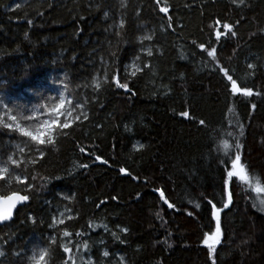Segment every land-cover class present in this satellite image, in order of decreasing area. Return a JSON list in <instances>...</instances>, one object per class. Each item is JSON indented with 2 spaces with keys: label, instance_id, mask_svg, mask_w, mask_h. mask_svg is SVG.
Masks as SVG:
<instances>
[{
  "label": "trees",
  "instance_id": "trees-1",
  "mask_svg": "<svg viewBox=\"0 0 264 264\" xmlns=\"http://www.w3.org/2000/svg\"><path fill=\"white\" fill-rule=\"evenodd\" d=\"M19 1L0 0V99L21 106L22 115L40 124H56L45 134L51 143L40 145L0 124V154H14L20 161L18 168L11 166L15 174H26L25 184H33L26 189L13 180L8 186L30 198L0 225V264H29L33 250L53 240L48 264H62L68 255L61 244L72 248L76 264H264V210L256 199L264 193L233 178L228 208L220 195L222 141L235 151L227 132L242 145V162L256 178L252 183L264 187V0H245L244 7L232 0H168L171 27H165L168 18L155 0H27L10 6ZM121 17L125 26L118 42L109 25ZM216 21H241L238 37H228ZM144 35L152 39L141 42ZM193 41L211 45L216 61ZM134 50L142 69L136 76ZM249 63L256 68L248 69ZM217 64L253 95L231 94ZM105 72L117 74L132 91L114 82L105 86ZM58 85L68 98V113L56 116ZM183 110L192 119L181 117ZM2 112L10 122L4 107ZM64 122L68 128L60 127ZM36 148L44 150L43 157ZM97 155L108 163H98ZM209 199L223 209L221 243L212 258L202 243L204 233L215 228L206 212ZM124 227L127 233L120 232Z\"/></svg>",
  "mask_w": 264,
  "mask_h": 264
},
{
  "label": "snow or ice",
  "instance_id": "snow-or-ice-1",
  "mask_svg": "<svg viewBox=\"0 0 264 264\" xmlns=\"http://www.w3.org/2000/svg\"><path fill=\"white\" fill-rule=\"evenodd\" d=\"M232 3L234 5H238L240 7L245 6V0H232ZM156 6H158V12L163 13L165 17L168 18L169 23L165 25V27H171L172 23L174 21L172 20V17L169 16V9L170 4L168 0H155ZM121 7H124L122 4ZM105 16H108V12H105ZM241 21H236L235 23H221L220 21H216V24H220L221 28L226 30L228 37H238V33L235 30ZM28 23L31 25L32 21L29 20ZM125 26V19L121 17L119 19V22L117 24L109 25V29L114 28L115 31L113 35L117 38L118 42L121 38V29H123ZM107 31V29H106ZM260 32L264 34V28L260 29ZM255 35V33H253ZM216 37L219 39L221 37V32H216ZM25 38L27 39V33L25 34ZM141 42L145 40H151L152 37L150 35H144L142 37H138ZM194 45H196V41L192 42ZM199 49L202 50V52H206L208 57H211L213 61H216L215 56V49L211 48V45L208 47L205 46L204 43H200L196 45ZM141 50L147 51V56H152V50L151 49H144L143 43L140 45ZM116 54L112 53L111 60L115 62ZM141 59L139 54L133 52V63L132 67L135 69L131 72L132 76H136L137 73L141 72L140 67H136L135 61ZM102 67L105 66V62L102 60ZM148 65L144 64L143 68H147ZM218 70L223 73L224 77L227 80L228 90L233 95L242 94L243 96L250 97L253 95V91L251 88L244 87L241 84L238 83L237 79L233 78V75L230 74L229 69L224 67H219L217 64ZM248 69H255L256 65L249 63L247 65ZM125 72L128 71V66H125ZM103 83L105 86L109 85L110 82H114L115 86L119 89H125L128 92H131L132 89L130 88L129 84L127 82H121L122 78H118L117 74H112L111 76L108 75L107 72L104 73L103 77ZM92 83L95 84L96 88L101 87L100 81L97 80L95 76L92 77ZM259 94V93H257ZM60 100L63 102L64 100V93H60ZM4 107V115L7 117V121L5 122L4 117L0 116V124L4 128L10 129L12 131L18 132L21 136L29 138L31 141L35 142L37 145L44 144L47 140L48 143H51V136L48 135L45 137L46 133H51L53 126L56 124L55 119L46 120L45 123L40 124L37 120L33 118V115H22V108L21 106H13L9 107L7 104L3 105ZM61 104L57 103L54 106V110L60 109ZM256 105L253 104L252 108L255 109ZM15 111V114L13 112ZM33 114H35V110H33ZM181 117L192 119L190 117L189 111L183 110L179 113ZM19 121L28 122L25 124H22ZM198 123L200 125H205L204 120H199ZM61 128H68L69 125L67 122H64L60 125ZM229 127H233V125H229ZM238 127L241 129L240 135H243V125H238ZM230 138H233L234 140V152H229L228 149L230 148V145L228 143V140H223L222 145L225 150L224 156L221 158V162L224 165L222 174H221V185H220V195L223 201V209H226L229 207V205L232 203V197L234 193V187L236 186L237 180H234L233 178H237L240 182H245L249 184V187L251 190L257 194L264 193V187H261L259 182L256 181L255 184L252 183L253 180L256 178L254 176L250 177L248 168L246 167V164L242 162V155L240 152V149L242 148L241 143L239 142L238 138H235L232 136L231 132L226 133ZM42 137H45L42 139ZM25 147H28L27 143L25 142ZM141 148H143V145H140ZM16 148L19 150L20 153H23L25 151L24 147H20L19 144L16 145ZM29 151H33L31 147H29ZM36 152H38L39 157L44 156V150L40 148L35 149ZM81 152L84 151V148L80 149ZM97 161H101L102 163L107 164V160H102L101 156L97 155L95 157ZM31 163H36V161L33 159L31 160ZM15 165L17 168L20 166V161L14 158V154H9L4 158L3 154H0V181H3V185H0V222L8 221L13 216V210L16 208L17 204H23L24 202H27L30 198V193L26 194H20L19 191L11 190L8 186H10L15 180L18 184H25V181L27 179V175L22 178L21 175L15 174V169L11 166ZM83 168H87L88 165L83 164L81 165ZM120 172H125L124 168L120 169ZM131 175V173H129ZM32 179L35 180L36 176H32ZM41 179H46L45 177H41ZM135 179V177H133ZM26 189H32L33 184L32 183H26L25 184ZM157 191H159L157 189ZM139 195V194H138ZM165 194L163 191H160V198L164 201L165 204H167L168 208H173L174 204L169 203L167 199L164 198ZM112 200H116V197H111ZM259 201V207L264 209V198H260L259 195L257 196ZM208 205H210L209 208L206 209V212L210 214L209 216V224H211L212 221H215V228L209 234L208 232L204 233L203 241L202 243L207 246L208 248V256L210 258L213 257V254L215 252V246L221 243V236H222V224H221V212L222 208H218L215 203H213L212 199H209L207 201ZM257 204L254 201L253 207H256ZM197 208L200 207V205H196ZM191 215V213H189ZM28 220L34 221V218L32 216L27 217ZM53 221H55V217H53ZM59 223L63 224L64 221L60 220ZM129 229L127 227L120 228V232L127 233ZM70 233L68 231L63 232L64 237H68ZM115 240L119 241L121 244H124L126 242L125 239H122L119 235L116 233H112ZM77 236H80V233H77ZM55 243V240L52 241V243H49L46 247H40L36 250H33L32 254L28 256V262L29 264H48V261L53 257L55 253V248L52 246V244ZM69 243H71L69 241ZM60 247L63 249V253L68 254L66 258L63 260L62 264H76V260L72 254V248H70L68 245L61 244ZM77 249H79L80 245H76ZM85 248H87V243L84 245ZM2 255V253H0ZM104 257L109 256L108 251H104L102 253ZM52 264H55V261H52ZM212 264H215V259H212Z\"/></svg>",
  "mask_w": 264,
  "mask_h": 264
},
{
  "label": "rangeland",
  "instance_id": "rangeland-1",
  "mask_svg": "<svg viewBox=\"0 0 264 264\" xmlns=\"http://www.w3.org/2000/svg\"><path fill=\"white\" fill-rule=\"evenodd\" d=\"M25 1H27V0H21L19 2H14L10 6L11 7L16 6V5H18L20 3H23ZM57 87H58L59 93H61V92L64 93V90H63V88L60 85H58ZM60 104H61L60 109L54 110V114L56 116L61 115V114H67L68 113V98L65 96V94H64V100H63V102H61V100H60ZM2 111H3V101L0 99V113H3ZM260 198H264V197L261 196ZM257 202L259 204L258 199H257Z\"/></svg>",
  "mask_w": 264,
  "mask_h": 264
},
{
  "label": "water",
  "instance_id": "water-1",
  "mask_svg": "<svg viewBox=\"0 0 264 264\" xmlns=\"http://www.w3.org/2000/svg\"><path fill=\"white\" fill-rule=\"evenodd\" d=\"M223 30H224V29H223ZM224 31H226V30H224ZM97 162L99 163V162H101V161H97ZM125 173H127V172H125ZM20 194H21V193H20ZM22 195H23V194H22ZM24 203H25V202H24ZM24 203H23V204H24ZM23 204H17L16 208L13 210V216H14V214H15L17 208L20 207V206L23 205ZM13 216H12V218H13ZM12 218H11V219H12ZM11 219H10V220H11ZM8 221H9V220H8ZM5 222H7V221L0 222V225L4 224Z\"/></svg>",
  "mask_w": 264,
  "mask_h": 264
}]
</instances>
